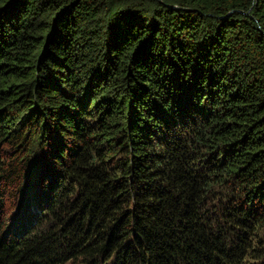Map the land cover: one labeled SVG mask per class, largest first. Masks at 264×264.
Returning a JSON list of instances; mask_svg holds the SVG:
<instances>
[{
  "label": "trees",
  "instance_id": "1",
  "mask_svg": "<svg viewBox=\"0 0 264 264\" xmlns=\"http://www.w3.org/2000/svg\"><path fill=\"white\" fill-rule=\"evenodd\" d=\"M1 145L0 264H264V0H0Z\"/></svg>",
  "mask_w": 264,
  "mask_h": 264
},
{
  "label": "rangeland",
  "instance_id": "2",
  "mask_svg": "<svg viewBox=\"0 0 264 264\" xmlns=\"http://www.w3.org/2000/svg\"><path fill=\"white\" fill-rule=\"evenodd\" d=\"M176 7V6H174ZM13 150L6 147L5 145L0 146V157L8 161L13 156ZM28 180V179H27ZM26 179L22 180V185L18 187L17 190L15 188L14 191L10 194L11 186L7 190L6 186L5 188H0V195L2 199L6 201V208L3 210V217H6L7 224L11 221H15L19 216H22L24 214V207L27 204L28 199V187H27V181ZM27 192V193H26ZM21 211V212H20ZM33 211V210H32ZM17 216V217H16ZM13 219V220H12ZM67 264H79L78 262H71ZM247 264H254V263H247ZM255 264H258L255 263Z\"/></svg>",
  "mask_w": 264,
  "mask_h": 264
},
{
  "label": "water",
  "instance_id": "3",
  "mask_svg": "<svg viewBox=\"0 0 264 264\" xmlns=\"http://www.w3.org/2000/svg\"><path fill=\"white\" fill-rule=\"evenodd\" d=\"M171 9L172 10H179L178 7H174V6H172Z\"/></svg>",
  "mask_w": 264,
  "mask_h": 264
}]
</instances>
